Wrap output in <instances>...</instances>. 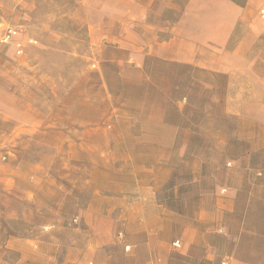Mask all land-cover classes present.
Masks as SVG:
<instances>
[{
	"label": "rangeland",
	"instance_id": "374dc122",
	"mask_svg": "<svg viewBox=\"0 0 264 264\" xmlns=\"http://www.w3.org/2000/svg\"><path fill=\"white\" fill-rule=\"evenodd\" d=\"M185 1L149 0L120 41L111 23L91 39L78 0H0V264L101 262L132 243L264 264V1L241 59L242 21L202 50L230 72L148 53Z\"/></svg>",
	"mask_w": 264,
	"mask_h": 264
},
{
	"label": "crops",
	"instance_id": "0c3cea01",
	"mask_svg": "<svg viewBox=\"0 0 264 264\" xmlns=\"http://www.w3.org/2000/svg\"><path fill=\"white\" fill-rule=\"evenodd\" d=\"M263 1L247 0L246 5L240 6L233 0H186L181 13L170 25L167 38L157 41L153 46V51L148 50V53L213 71H234L236 67L225 64L224 61L221 63L220 59H215L216 56L213 57L211 53L203 52V55L205 53L208 57L204 59L202 50L225 48L240 25V21L244 27H249L246 14L249 6L254 2ZM78 2L79 8L85 12L84 20L90 31L91 39L104 37L102 27L111 23L116 27L115 39L121 41L125 37L124 34L134 30H129L128 26L145 23L149 0H78ZM94 33L99 36H93ZM258 35L247 28L228 53L241 59L252 47ZM125 245L131 250L130 257H107L101 262L96 259L90 261L93 264H173L174 261H178V264H186L187 257L178 260L170 256L172 254L170 244L132 243ZM157 252L164 254L160 257L161 259L157 258ZM140 253L144 255L138 256ZM202 259L195 260V264H201ZM238 264L257 263L250 259L239 258Z\"/></svg>",
	"mask_w": 264,
	"mask_h": 264
},
{
	"label": "built area",
	"instance_id": "2783aa9c",
	"mask_svg": "<svg viewBox=\"0 0 264 264\" xmlns=\"http://www.w3.org/2000/svg\"><path fill=\"white\" fill-rule=\"evenodd\" d=\"M259 15L264 20V7L259 10ZM16 35H17V30L13 27H8L7 30L5 31L3 37H2V41L7 42L10 39L15 38ZM15 45H16V53L20 54L22 52L21 44L19 42H17ZM173 245L178 247L179 241L177 240V241L173 242ZM127 248H128V246H127ZM87 264H93V262L90 261ZM221 264H226V262L222 261Z\"/></svg>",
	"mask_w": 264,
	"mask_h": 264
}]
</instances>
